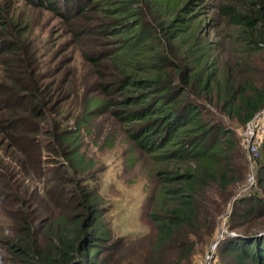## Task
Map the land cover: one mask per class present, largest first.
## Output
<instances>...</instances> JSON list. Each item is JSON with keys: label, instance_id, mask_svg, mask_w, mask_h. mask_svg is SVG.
Instances as JSON below:
<instances>
[{"label": "trees", "instance_id": "1", "mask_svg": "<svg viewBox=\"0 0 264 264\" xmlns=\"http://www.w3.org/2000/svg\"><path fill=\"white\" fill-rule=\"evenodd\" d=\"M193 1L80 0L69 14L62 5L59 16L77 25L87 13L97 14L73 33L113 39L99 51L103 55L89 59L93 66L101 60L110 68L97 84L108 98L101 106L113 100L117 117L132 125L131 139L157 167L148 199L154 205L149 214L154 232L148 251L139 257L142 264H200L194 256L197 244L213 243L224 227L214 264H264V198L259 197H264V133L253 165L252 187L259 193L234 197L231 188L246 179L251 167L243 141L213 112L245 126L264 107V61L256 57L264 51V0L218 7L217 16L224 18L220 39L230 43L229 50L202 35L204 23ZM11 2L0 0V98L12 103L4 102L2 132L26 134L21 146L35 149L38 158L36 135L51 137L64 161L33 194L32 209L3 191H16L12 182H0V212L13 233L11 239L6 234L0 239L2 261L89 264L96 241L110 235L100 220L99 181L80 175L79 128L63 129L55 120L46 125L47 116L60 115L63 106L43 95L36 54L22 41L24 20H15ZM25 2L37 10L47 2L59 6L53 0ZM147 9L158 11L154 16ZM26 27L32 30L29 22ZM89 100L87 107L95 103L94 96ZM78 117L73 115L74 121ZM18 150L24 163L26 151Z\"/></svg>", "mask_w": 264, "mask_h": 264}, {"label": "rangeland", "instance_id": "2", "mask_svg": "<svg viewBox=\"0 0 264 264\" xmlns=\"http://www.w3.org/2000/svg\"><path fill=\"white\" fill-rule=\"evenodd\" d=\"M53 1L59 5L57 8L47 2L44 3V9H32L25 0H12L10 6L15 20L19 16L23 17L22 26L25 30L22 41L36 54L39 67L38 81L42 86L43 95H46V100L53 96L52 100L60 102L63 106L60 115L51 113L47 116L46 125L49 127V122L55 120L63 129L79 128L77 145L84 156L83 164L79 166L83 173L80 175H84L91 182L96 179L99 181L102 199L100 207L104 211L100 220L103 226L110 230V235L96 241L98 245L93 252L95 258L91 262L89 260L86 262L142 264L139 257L148 251L146 244L154 232L153 222L149 216L154 205L148 199L155 187L153 175L157 167L154 166L151 157L144 154L131 139L132 125L124 123L117 117V107L113 100L109 98L111 104L101 106L108 98L100 95L97 84L100 81V74L109 73L110 68L101 60H96L93 66L89 59L103 55H100L99 51L106 50L113 39L98 34L85 37L74 34L73 31H82L79 30L82 27L78 25L94 21L97 14L87 13L81 22L78 21L77 25H74V21L68 22L59 15L65 10L62 5L66 7L67 14L77 10L80 0H77V3L75 0ZM234 1H193L205 24L202 27V35L212 41H219L220 46L225 45L226 50H229L231 45L228 41L225 42L224 36L220 39V34L224 31L222 25L224 18L217 16L216 10L219 6ZM157 11L158 9L148 10V13L155 16ZM27 22L31 24L32 30L26 27ZM256 57L264 61V51ZM1 73L0 65V76ZM263 76L264 71L261 77ZM51 83L53 84L50 87ZM55 85L60 90L55 91ZM93 96L94 105L85 106ZM4 102V98H0V182L3 184L5 181L12 182L16 191L9 188H4L3 191L14 193L15 201L24 200L26 206L23 208L28 206L32 209L33 194L43 190L52 169L64 160L58 152L59 145L51 137L36 135L41 140L38 158L35 149L28 151L32 147L21 146L22 140H27L26 134L20 135L22 138L18 134H9L10 132L4 134L2 132L4 123L1 119V115L7 113ZM6 102L7 105H12L9 100ZM210 107L213 108L212 105ZM213 112L216 118L222 119L225 126L232 128L234 137L242 141L245 126H238L234 120H229L215 109ZM73 115L79 116L77 121H74ZM18 149L26 151L23 154L24 163L19 162L17 158ZM251 174L256 177L257 171L251 168L249 175ZM3 175H6V179H3ZM246 179L231 188L234 197H240L249 191V194L253 191L259 193L257 186L256 188L246 186ZM259 197L264 198L261 195ZM3 205L8 204L3 202ZM46 207L42 215L47 213ZM8 223L0 212V239L4 234L6 238H12L13 233L8 229ZM209 245L210 243L197 244L194 255L196 263L202 261ZM4 257L5 254L0 252V264H9L2 261Z\"/></svg>", "mask_w": 264, "mask_h": 264}, {"label": "built area", "instance_id": "3", "mask_svg": "<svg viewBox=\"0 0 264 264\" xmlns=\"http://www.w3.org/2000/svg\"><path fill=\"white\" fill-rule=\"evenodd\" d=\"M264 133V107L259 110L254 117L245 125L242 132V141L245 145V151L247 153L249 166L252 168L254 165V159L259 154L260 143L262 135ZM254 169V167L252 168ZM255 176L249 175L246 179V186H252L255 184ZM225 227L222 229L218 237L213 243L210 244L209 249L205 253L200 264H214V255L217 250V243L222 238Z\"/></svg>", "mask_w": 264, "mask_h": 264}, {"label": "water", "instance_id": "4", "mask_svg": "<svg viewBox=\"0 0 264 264\" xmlns=\"http://www.w3.org/2000/svg\"><path fill=\"white\" fill-rule=\"evenodd\" d=\"M236 233H232L231 235H235Z\"/></svg>", "mask_w": 264, "mask_h": 264}]
</instances>
